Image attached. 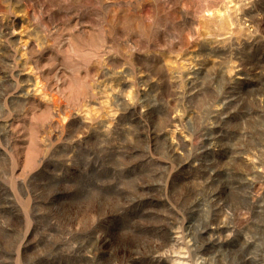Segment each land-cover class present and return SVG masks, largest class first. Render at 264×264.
<instances>
[{
  "label": "rangeland",
  "instance_id": "1",
  "mask_svg": "<svg viewBox=\"0 0 264 264\" xmlns=\"http://www.w3.org/2000/svg\"><path fill=\"white\" fill-rule=\"evenodd\" d=\"M210 162L236 186L206 264L255 256L264 0H0V264H193Z\"/></svg>",
  "mask_w": 264,
  "mask_h": 264
},
{
  "label": "bare ground",
  "instance_id": "2",
  "mask_svg": "<svg viewBox=\"0 0 264 264\" xmlns=\"http://www.w3.org/2000/svg\"><path fill=\"white\" fill-rule=\"evenodd\" d=\"M116 14L117 13H115L114 15ZM115 17L116 16L114 17L112 16L113 19ZM185 45H187V43H185ZM98 66H99L98 63L94 65L95 70H97ZM37 67L38 66L36 65V68ZM95 72L97 73L98 70ZM67 84H69V82L64 77H62L61 72L58 70H56L53 73L52 77L46 80L44 79L45 89L46 90L50 89L52 91L54 90L56 94ZM9 133L10 135H12L11 132ZM206 136H207L206 140H203V142L201 143L202 149H206L207 145L211 144L213 140H216L215 138H212L209 135ZM235 186H236V182L233 179V176L230 172L219 171L217 168L213 166L212 162H210V165L207 166L206 168V182L204 183L203 186L204 192L196 194V197H194L193 200L190 203H188L187 205L188 207H186V212L189 215V217H191V215H194L196 212L200 214L199 221L193 224L191 221L189 225H187L186 227L188 231L187 234L188 240L184 244V248L185 250H187L186 253L189 254L188 259L193 260L192 261L193 264H206V259L204 258V256L215 245L213 235L219 233L221 229H224V227H226L225 223L215 224V221L218 216V213L221 211V208H223L226 205V203H220V202H222L223 197ZM210 187L214 188V190L207 191L210 189ZM233 217L234 216L232 215V217L229 220H232ZM210 226L213 227L211 228ZM210 230H213L214 232H211ZM249 230L254 235V237L252 238L253 239L252 243L254 244L253 249L256 253L255 256H252V254H249V256H247V254L243 253L242 250H240V252L233 253L228 256L223 255L224 262L226 264H260V262L262 263L264 262V228L254 223L249 225ZM207 235H209V238L205 239V236ZM179 239L180 238L178 237H172L170 239V242L172 243V245H177ZM252 243L245 242L242 248L249 247L250 244ZM180 255L182 254L180 253ZM182 256L177 257L178 262L176 263L173 262L171 264H183V261L185 260L187 261V258H185L186 256L185 257Z\"/></svg>",
  "mask_w": 264,
  "mask_h": 264
}]
</instances>
